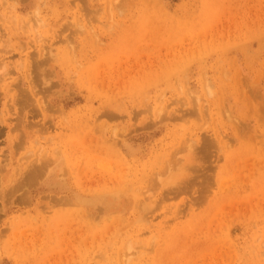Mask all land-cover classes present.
I'll list each match as a JSON object with an SVG mask.
<instances>
[{"label": "rangeland", "instance_id": "obj_1", "mask_svg": "<svg viewBox=\"0 0 264 264\" xmlns=\"http://www.w3.org/2000/svg\"><path fill=\"white\" fill-rule=\"evenodd\" d=\"M0 264H264V0H0Z\"/></svg>", "mask_w": 264, "mask_h": 264}, {"label": "bare ground", "instance_id": "obj_2", "mask_svg": "<svg viewBox=\"0 0 264 264\" xmlns=\"http://www.w3.org/2000/svg\"><path fill=\"white\" fill-rule=\"evenodd\" d=\"M35 168H36V167H35ZM36 169H37V168H36ZM36 169H35V170L32 169V171H33V170L36 171ZM42 170H43V172H42ZM42 170H41V169H38V172L36 171V172L34 173L33 179H36V180H37V179L39 178V176H41V178H42V174H43L44 171H45L44 169H42ZM34 171H33V172H34ZM28 172H29V171H28ZM30 172H31V171H30ZM28 174H29V173H28ZM31 175H33V173H31ZM31 175L29 176V179H30V177H32ZM27 176H28V175H27ZM33 179H30L29 181H27V182H29V185L32 184V183H34V184L36 183ZM39 179H40V178H39ZM25 181H26V180H25ZM33 181H34V182H33ZM31 182H32V183H31ZM25 183H26V182H25ZM23 190H24V189H23ZM25 192H26V191H25ZM21 193H22V192H21ZM21 195H22V194H21ZM24 197H25V196H24ZM24 197H21V198H23V199L25 200ZM22 201H23V200H21V202H22ZM23 202H24V201H23Z\"/></svg>", "mask_w": 264, "mask_h": 264}]
</instances>
